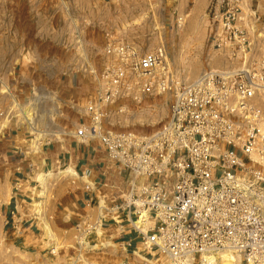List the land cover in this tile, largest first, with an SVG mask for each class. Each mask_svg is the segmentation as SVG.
Here are the masks:
<instances>
[{
  "label": "built area",
  "instance_id": "1",
  "mask_svg": "<svg viewBox=\"0 0 264 264\" xmlns=\"http://www.w3.org/2000/svg\"><path fill=\"white\" fill-rule=\"evenodd\" d=\"M242 2L213 0L214 46L230 42L250 52L239 24ZM105 51L117 61L95 71V100L86 107L87 120L71 134L82 144L98 142L108 163L120 169V182L113 184L118 194L103 204L95 195L108 184L102 173L107 162L99 163L101 173L94 178L91 169L72 173L68 165L69 176L87 178L85 201L98 203L100 211L94 223H76L74 252L58 261L52 247L47 264H100L82 250H89L90 234L108 221L140 238L146 252L141 264H152L151 257L210 264L222 252H233L244 264H264V115L251 102L264 87V56L246 69L207 70L181 83L169 68L165 46L143 52L121 42ZM156 90L168 95L169 106L159 128L148 134L107 129L108 108L117 100L141 102Z\"/></svg>",
  "mask_w": 264,
  "mask_h": 264
},
{
  "label": "rangeland",
  "instance_id": "2",
  "mask_svg": "<svg viewBox=\"0 0 264 264\" xmlns=\"http://www.w3.org/2000/svg\"><path fill=\"white\" fill-rule=\"evenodd\" d=\"M122 1L112 0L113 9L105 2L104 14H112L116 18L120 11L118 5ZM139 2L144 3V12L139 20L104 21L100 24L103 25L104 31L113 24L117 36L112 39L132 43L141 51H153L165 46L168 51L169 68L176 80L181 83H188L207 70H240L246 63L248 65L246 68H249L264 56V0H243L241 3L242 20L239 24L246 30L251 42L249 53L240 51L235 43L228 42L221 47L213 45L211 36L217 29L215 20L209 15L213 0L208 7L199 6L198 0H139ZM116 5L118 9L115 8ZM198 7L200 9L197 11ZM36 8L39 14H46L48 8L54 9L56 20L36 22L35 28H31L24 38L25 51L9 53L5 51L16 49L17 40L14 34L8 38L3 37L5 30L3 17L7 12L14 13L12 10L15 9V2L0 0V105L2 104L3 107V95L15 92L17 83H21L26 78H40L44 72L54 73V77L50 76V78H55L62 86L65 83L70 84L65 92L61 88L49 96V109L45 114L53 117L54 123H58V119L64 122L55 135L45 132V128L49 126L46 125V121L41 120V115H37L38 105L41 103L30 101L27 104L18 97L11 99L8 96L10 100L6 106L10 105L9 114L22 123H25V115L32 122L34 121V127L29 129V137L23 143L28 153L33 152L35 156H39L45 142L54 139L63 140L66 138V132L71 129L74 131L80 123L87 120L86 107L96 97L95 71L102 70L117 60L106 54L105 38L91 43L88 39L87 42L86 27L91 23L62 20L70 11H66L63 5L48 7L44 4ZM32 35H34L33 39ZM82 85L87 89L85 95L79 93ZM70 88L71 95L68 93ZM75 89L78 91L77 94ZM251 102L264 115V90H257ZM168 112V95L157 90L143 98L141 102L122 97L108 108L106 127L114 132L148 134L161 126ZM37 117L39 120L35 124ZM98 150L102 152L104 149L98 147ZM4 163L3 170V150H1L0 264H47L52 258L49 253L52 247L58 252L55 258L63 261L67 255L74 252L71 247L75 246L78 233L76 227H65L68 215L71 214L68 202L71 194L69 191L77 188L81 194L80 184H76V180L69 177L68 173L60 172L67 166L55 167L53 174L49 172L52 169H46L44 172L41 168L33 178L34 180L38 177L41 188L37 190L36 183L29 181L21 182L19 185L20 189L32 198L23 203L15 227H12L11 224H5L2 204L3 176L13 177V169L9 167L8 162ZM68 171L74 173L73 164L68 167ZM45 173L49 175L43 181ZM107 189L108 187L104 186L103 190L97 191L101 204L105 203L104 200L110 199H107L109 196L106 195ZM36 195L40 197L35 198ZM97 206L98 203L88 206L83 219H88L91 224L94 223L100 211ZM123 235V229L112 221L98 226L90 234L87 240L89 250L83 249V256L101 264L120 262L124 258L123 254H126ZM140 249L145 250L144 244ZM78 253H75L76 256ZM234 257L235 260L231 264H244L238 255L235 254ZM221 258L222 255L216 256L209 263L224 264ZM151 260L152 264H171L166 257L160 259L151 257ZM194 264H199V261H194Z\"/></svg>",
  "mask_w": 264,
  "mask_h": 264
},
{
  "label": "crops",
  "instance_id": "3",
  "mask_svg": "<svg viewBox=\"0 0 264 264\" xmlns=\"http://www.w3.org/2000/svg\"><path fill=\"white\" fill-rule=\"evenodd\" d=\"M57 1L58 0H14L15 9L12 10L14 13L7 12L3 17L5 19L3 37L8 38L14 34L17 40L16 49H7L5 52H24V38L27 37V33H29L31 28H35L34 24L36 22H54L56 20L54 9L50 10L48 8L46 14H39L36 7L40 5L45 4L48 7H53L57 4L63 5L66 11H70L64 15L62 20H79L81 22L91 23L90 26L86 27L85 37L87 38V42L88 39L89 43H91L92 41L96 42L105 38L107 40L105 46L125 41H116L112 39L117 36L115 26L111 24L104 31L103 25L100 24L101 22L136 21L139 20L144 12V3L139 2V0H123L118 5L120 11L116 15V18H114L112 14L105 15L103 11L105 2L108 4L109 8L113 9L114 5H111L112 0H59V3H57ZM211 1L212 0H198V4L199 6L204 5L208 7ZM72 7H74V9ZM115 8L118 9L117 5ZM196 9L198 11L200 8L198 7ZM33 36L34 35L31 36L32 39L34 38ZM118 36L123 37L122 35ZM126 43L129 42L126 41ZM51 74L50 72H44L40 78H26L21 81V83H17L15 85L16 89H14L15 92H13L12 89L10 94L3 95V107L1 106L2 104L0 105V152L3 150V170L5 168V161L8 162L9 167L13 169V177L7 178L3 176L2 205L5 222L8 221L12 227L13 224H16V218H18L17 216L20 213V208L24 206L23 203L27 199L32 198L28 193L23 192L19 185L21 182L29 181L30 183H36L35 188L37 190L41 188L38 177L33 180L34 176L37 175L41 168L44 172L46 169H52L49 170V172L53 174L52 171L55 167H68V165L70 167V165L73 164V169L79 171L80 174L86 169H91V178H94L98 177L101 173V170L98 169L99 163H108L104 150L102 152L98 150V147H101L98 142L95 144L94 142L82 144L71 134L72 129L66 132V138L63 140L54 139L45 142L40 149L39 156H35L33 152H27V147L24 145L23 141L29 137V129L34 127V121L32 122L26 115L24 116L25 123L18 121L13 115L9 114L10 105L6 106V104L9 102L10 98L14 99V97H18L19 100L27 104L30 101L41 103V105H38L39 114L37 115H41V120L46 121V125L49 126V128H45V132L55 135L64 122L58 119V123H54L53 117L51 118V116L45 114V111L49 109V96L61 88L62 91L65 92L66 87L70 84L68 85L65 83V85L62 86L55 78H50V76L54 77V73ZM86 90V86L83 88L82 85L79 89V93L85 95ZM74 91L75 94L78 93L77 89ZM71 92L72 89H68L70 95ZM65 97H67L66 94ZM37 120H39L38 117L36 118L35 124H37ZM108 164L109 167L105 168L102 173L106 175L105 180L108 183L105 185L108 187L106 190V195H109L107 199H111L114 194H118V190L115 186L113 187V184H118V180L120 182L119 176L121 172L117 167L110 163ZM73 179L76 180V184H80L82 191L81 194L78 192L77 188L69 191L71 194L69 195L68 202L71 214L68 215L69 217L65 222V227L67 228H74L76 223L84 220L86 209L89 206L85 201L86 195L83 191V186L87 178L79 175V177ZM103 188L104 186L95 189V195L97 196V191L100 189L103 190ZM39 197L40 195L35 196V198ZM12 211H17L13 217L11 215ZM123 238V244L126 248V254H123L124 258L122 257L123 260L128 259L134 264H141L146 256V252L140 249V246L143 244L140 238L130 230L124 232ZM129 242L130 244L128 245ZM115 264H119V262L115 261Z\"/></svg>",
  "mask_w": 264,
  "mask_h": 264
},
{
  "label": "bare ground",
  "instance_id": "4",
  "mask_svg": "<svg viewBox=\"0 0 264 264\" xmlns=\"http://www.w3.org/2000/svg\"><path fill=\"white\" fill-rule=\"evenodd\" d=\"M247 64V63H246ZM246 64H244V66L242 67V69H246ZM259 90H264V87H262L261 89H259ZM62 172H66V171H61V173ZM51 174V173H50ZM47 175H49V173L48 174H45L44 176H43V181H45L46 180V176ZM42 181V182H43ZM44 183V182H43ZM219 255H222V258H221V261L224 263V264H231L234 260H235V257H234V253L233 252H222V253H220ZM232 255V256H231ZM215 259V257H210L209 259H208V262H210L211 260H214Z\"/></svg>",
  "mask_w": 264,
  "mask_h": 264
}]
</instances>
